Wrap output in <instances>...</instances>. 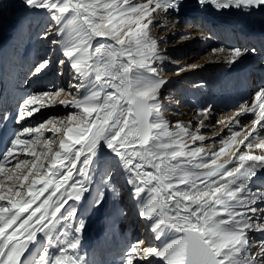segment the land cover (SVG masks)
<instances>
[{"label":"snow or ice","instance_id":"6c2138e0","mask_svg":"<svg viewBox=\"0 0 264 264\" xmlns=\"http://www.w3.org/2000/svg\"><path fill=\"white\" fill-rule=\"evenodd\" d=\"M23 3L48 12L54 27L49 25L42 38L52 31L63 37L52 44L61 46L64 58L58 64L69 68L72 81L68 91L51 86L26 95L15 117L0 119L19 123L57 104L77 111L13 131L0 153V264H89L80 247L85 223L77 205L88 196L94 207L103 205L113 162L125 174L154 240L173 236L162 246L131 243L120 264H264V184H256L264 170V87L251 105H239L231 123L240 125L246 114L254 119L211 151L196 145L205 137L189 131L191 122L177 121L172 130L161 111L166 81L157 64L165 56L151 28L170 12L178 17L181 0ZM198 3H212L217 10H264V0ZM247 51L212 49L227 53L229 64ZM50 64L49 55L32 75ZM211 112L209 105L198 115ZM45 130L52 135L45 137ZM230 144L240 147L218 163ZM36 145H42L39 151ZM30 246L36 252L28 260Z\"/></svg>","mask_w":264,"mask_h":264},{"label":"bare ground","instance_id":"6f19581e","mask_svg":"<svg viewBox=\"0 0 264 264\" xmlns=\"http://www.w3.org/2000/svg\"><path fill=\"white\" fill-rule=\"evenodd\" d=\"M192 1L193 0H191V2ZM145 2L146 0H130V3L133 5L145 3ZM6 5H7V1L6 2L4 0L0 1V14L2 10L5 9ZM200 6L203 7L202 5ZM179 11L181 14L182 11L181 8L179 9ZM191 14H193L192 17L197 18V20L196 18L189 19V21H193V22L195 21L196 23L192 26L191 29L190 28L184 29L183 26L180 24V22L182 21L181 17L179 16V14L177 17V14L174 12H170L167 18L158 21L157 26L151 28V35L157 39L158 45L161 44L159 49L169 50L172 52V56H171L172 61L166 63L163 62L165 65L167 64L169 66L170 70L173 69L174 71H176L175 75L172 76V78L171 77L167 78V79L170 78L172 80L170 83L173 82L178 87V89H180L186 95L187 94L189 95L194 90L195 87L194 85L198 82L196 79L200 80L199 83L200 85L202 84V88L208 87L210 82H217L223 79H225L226 81V79L229 77L233 79L241 78L242 85L244 86L245 80L247 79L246 80V84H247L251 81L250 77L253 76V78L257 79V84L260 87H264V10H244V9H236L233 7L226 10L225 9L219 10L218 15L217 16L215 15L216 17L199 12L196 13L193 12ZM203 28H205V31H203ZM163 30H167V32L160 34L159 32ZM32 34L33 32L31 33V35ZM33 36L35 37L36 33H34ZM171 36L176 38L177 41L169 45L168 43L170 41ZM68 38L70 39V37ZM43 40L41 41L37 40L35 45L29 44L28 47H32V50L30 49L28 50L25 49L26 51L23 50V48L26 45L23 48H19L17 52L20 53L19 55L20 61L17 60L18 56L12 52L11 44L0 40V112L4 107H6L7 111L9 112L12 111L14 104H17L18 102H20L19 100L21 98L28 95L27 93L30 92L29 90H32L33 93L34 89L37 88L46 89L48 85H56L58 86V88L67 87L69 81L67 66H64V68L61 69L60 66L58 65L57 68V66H54L55 59L53 61L52 56H51V64L48 66V68L44 70L39 76H37V77L42 76L41 78L39 79L36 78L34 82H32L31 84L20 83V81L23 80L22 75L25 72V68L31 66L32 63L35 64L37 60L49 56L47 53L49 51L48 44H46V42ZM251 45H255V47L258 48L257 50H255V52H257L256 56L251 55L252 53L251 49H253L252 47L249 48ZM219 47H224L226 49L240 48V49H247L248 51L243 56H241L235 63L229 64L224 59L227 53H220V54L212 53L213 48H219ZM34 49H35L34 51L35 56L34 54H32ZM45 53H47V55ZM52 53H55V57H62L61 59L64 58L62 56V49H59V51L52 49L51 54ZM162 54L165 56L166 52H162ZM188 55H193V57L182 59V57L185 58ZM199 55H204V56L199 60L197 64H194L199 59ZM7 59H9L10 61L9 63L7 62ZM253 60H256L255 61V63L257 64V66L255 67L256 72L250 70L252 65L251 62ZM9 64H11L12 67ZM60 71H63V75H58V72ZM189 71H191L190 74ZM220 75L224 77H220ZM182 76H185V78ZM222 83L225 84V82ZM239 84L240 82H237L236 86H239ZM204 90L205 89H203V91H199L200 95L204 94V92L206 91ZM197 94L198 93H196V96ZM254 99L255 97L253 99L248 100V98L245 97L242 99V101L243 103L247 101L248 105H251ZM205 101H209L211 107L213 108L219 107L217 102L214 101L213 96L211 94H209L208 97L205 98ZM235 101L237 100L235 99L234 101L231 102H235ZM190 103L197 107H200L198 106L196 101L195 102L189 101V104ZM166 104L170 105L171 102H167ZM165 106L166 108H168L167 105ZM55 107L61 108L60 110L57 111V113L63 112L64 110L67 109L58 104L55 105ZM196 109H197L196 112H199L200 109L198 108ZM168 116H171V114H168ZM199 116L200 115H195L192 117L191 120L196 121ZM246 116L247 114L240 117H246ZM227 117H229V120L231 121L234 115L229 114ZM209 120H211V117L205 115V119L203 122L206 121V123L209 124ZM0 123H1V119H0ZM207 124H205L204 126H208ZM224 127H225V132H227L228 130L230 131V129L232 130L234 128V124H232L231 122L230 123L226 122L224 123ZM47 132L48 131L46 130L44 131L45 137L48 134ZM6 135L9 136L11 135V133H9V127L2 124L0 125V145L3 144V138L8 137ZM41 147L42 145L35 146L37 151H39ZM231 147L232 144H230L228 147H225L226 152L224 153V155L227 158L222 157L223 159L228 160L232 158V156L228 153V150H230ZM230 152L232 154V151ZM18 154L21 155V157L23 158L24 156L23 153H18ZM31 159L32 157L30 158V160ZM43 162L45 164V168H47L48 162L47 161H43ZM14 163L15 161L12 162V165H6V168L12 167ZM218 163L221 162L218 161ZM231 166L232 165H228V167ZM117 171H118V167L114 169L115 173H117ZM258 176L259 179L256 180V184L257 185L264 184V170L260 171L258 173ZM124 181L123 180L119 181L120 187L119 189H117L118 191L114 195L115 201L109 203L110 209L109 211L106 212H110V211L114 212L116 210L117 213L114 215V217L120 219L121 218L120 211L124 210V218L130 220V218L134 217L135 215L137 216V214H132V213L136 212L138 208H135L137 207V205L135 200L133 199L131 190L125 192V190H127L126 189L127 185L125 184L126 182L124 183ZM36 187L39 188L41 186L37 185ZM45 195H47V193ZM126 196H129L132 199V202L135 203V207L134 208L132 207L131 208L132 210L130 211L127 210L125 213L126 208L123 206L122 201L123 200L126 201L127 199ZM43 198L44 197H41V200ZM91 200H92V196H88L86 199L79 202L77 205L79 215L84 219V223H85V227L80 233L81 251L83 254L86 255L89 264H120L123 255L119 252L125 250L130 245L132 240L136 239L134 238V233L129 234L127 231L128 229L127 228L122 229L120 228L121 226H119L118 229L116 228L112 229L113 228L112 225L111 226L108 225V227L106 226L103 227L101 223H98V219L94 221V217L97 216L99 210L93 207ZM37 203H39V201H37ZM33 207H35V205ZM141 220L145 225L144 227L145 232H149L150 231L149 221H147L144 218H141ZM134 221L135 219H132L127 222L129 224V227L131 222L135 223ZM256 235L258 236V234ZM171 238H173V236L170 234L162 241V244L166 243L168 239ZM152 242L153 241L151 240V238L148 237L145 240L146 244ZM35 252H36V248L34 246H30L29 253H26L28 260L32 259V257L35 255ZM25 264H28L27 260L25 261Z\"/></svg>","mask_w":264,"mask_h":264},{"label":"rangeland","instance_id":"374dc122","mask_svg":"<svg viewBox=\"0 0 264 264\" xmlns=\"http://www.w3.org/2000/svg\"><path fill=\"white\" fill-rule=\"evenodd\" d=\"M0 1H3V0H0ZM4 1L5 2L7 1V5L5 6V9H3L1 14H0V40L8 42L11 44L12 52L18 56L17 60L20 61V58H19L20 53L17 52V50L19 48H23L25 45L26 46L23 48V50H25V49L26 50H28V49L32 50V47H28V45L29 44L35 45L37 40H39V41L43 40L44 38H42V33H44L46 30H48L49 25H53V27H54V22L51 20L48 12L46 10L27 8L24 5L23 0H4ZM200 5L201 4L198 3V0H193L192 2H191V0H181V7L180 8L182 11H181V14L179 11V16L182 19L180 24L183 26L184 29H186V28L191 29L192 26L194 24H196L195 21L194 22L189 21V19H195L196 18V17L195 18L192 17L193 14H191V13H193V12L194 13L199 12V13H203L206 15H211L213 17H216L219 13V10H217L215 5H213L212 3H205L204 5H202L203 7H201ZM183 16H185V17H183ZM196 20H197V18H196ZM203 31H205V28H203ZM32 32H33V34L36 33L35 37L33 36V34L31 35ZM165 32H167V30H163L159 33L163 34ZM53 33H54V35H53ZM181 36H182V34H181ZM69 37H70V39L72 38L71 36H69ZM177 37H178V35H177ZM62 38H63L62 36H57L55 31H52L51 34L48 36V38L46 40H43L46 42V44H48L49 51L47 53H48V55L53 57V61L55 59L54 66H57V68L59 65L58 61L62 57H55V53L51 54V50L53 49V50L59 51V49H62V48L59 45H53L52 40H54V39L60 40ZM175 41H177L176 38L171 36L168 44L171 45V43H173ZM12 43H13V45H12ZM158 46L160 48L161 44H159ZM251 47L253 49L255 48V50L258 49L257 47H255V45H251L249 48H251ZM34 51H35V49L33 50L32 54H34ZM160 51L166 52V55H165L166 61L163 60L164 63L172 61V58H171L172 52L171 51H169V50H160ZM47 53H45V54L47 55ZM256 53L257 52H252L251 55L256 56ZM34 56H35V54H34ZM203 56L204 55H199V59L194 64H197ZM188 57H193V55H188L185 58L182 57V59H187ZM43 59L44 58H41V59L37 60L35 64L32 63L31 66H29L28 68H25V72L22 75L23 80H21L20 83L31 84L32 82H34V80L36 78L39 79L42 77V76L37 77V76L32 75L31 70L34 68L35 65H37L39 62H41ZM255 61L256 60H253L251 62L252 65H251L250 70H252L253 72H256L255 67L257 66V64L255 63ZM7 62L8 63L10 62L9 59H7ZM163 62H158V64H157L158 69H159V76L166 81V84L161 88V93H162L161 111L164 115V118L170 122V127H172V130H176L174 126H175V123L177 121H182L185 126H187L188 123L191 122V125L189 127V131L190 132H196L197 131L199 135H203L205 137L203 142L197 141L196 145L203 146L206 149H209L211 151H218L221 147H224V145L222 144V141H229L231 134H232V131H239L241 125H249L250 121L252 119H254V116L252 114H247L246 117H239L240 125L234 124V128L231 131L228 130L227 132H225L224 123H226V122L230 123L232 121V120L230 121L229 117H227V116L229 114L235 115L236 111L238 110L239 105L243 103L242 99L245 97H247L248 100L253 99L254 93L261 88L257 84V79L253 78V76L250 77L251 81L249 83L246 84L247 79L245 80L244 86L242 85V79L241 78L233 79V78L229 77L226 79V81H225V79H223V80L216 79L219 81L210 82L208 87L202 88V84L200 85V83H199L200 80L196 79L198 82L194 85L195 86L194 90L189 95L188 94L186 95L180 89H178V87L173 82L170 83L172 81L170 78L167 79L168 77L172 78V76L175 75L176 71H174L173 69L170 70L169 66L167 64L165 65ZM173 63H174V61H173ZM9 65L12 67L11 64H9ZM67 69H68V79H69L67 87L58 88V86H56V85H48L46 89H39V88L34 89L33 93L42 92L44 90H47L51 86H54L53 91H55L57 89H64L65 91H68L69 85H70L69 82L71 83V81H72V72L69 70L68 67H67ZM190 73H191V71H189V74ZM18 74H20V73H18ZM182 77L185 78V76H182ZM189 77H188V79H189ZM220 77H224V76L220 75ZM229 80L230 81L232 80V81L230 82ZM222 82H225V84ZM237 82H240L239 86H236ZM203 89L206 90V91L204 90L205 91L203 94L204 96L200 95V92H199V91H203ZM209 90H211V91H209ZM29 91L30 92H28L27 94L32 93V90H29ZM207 92H209V93H207ZM196 93H198L197 96H196ZM209 94H211L213 96L214 101L217 102L219 107H214V108L212 107V112H211L212 115H210L211 120H209V124H207L206 121L203 122V125L207 124L208 126L201 127V121H204L205 115H200L196 121H193L191 119L193 116L198 115V112H196V110H197L196 108H198L200 110L208 108V106L210 105V102L205 101V98L208 97ZM230 99H232V100H230ZM235 99L237 101L231 102V101H234ZM19 101L20 102H18L17 104L13 103L15 110H12L11 112L7 111L4 107L2 109V111L0 112V117H3L4 115L15 117L17 107H18L19 103L22 102V98ZM189 101H192V102L196 101L198 106H200V107H197L191 103L189 104ZM167 102H171V104L168 105V104H166ZM165 105H167L168 108H166ZM60 109H61L60 107L58 108L55 106L44 108L40 112L34 114L32 118L26 119L23 122L20 121L19 123H17L14 119H8L6 121L1 119L0 125L3 123L5 126H8L9 127V133H12V131L19 130L23 127H28L30 125L38 126L39 123L46 122L50 118H53V117L63 118L69 112L77 111L76 109L67 108L63 112L57 113V111ZM168 114H171V116H168ZM191 115H193V116H191ZM221 121L223 123H221ZM47 133L48 134L46 137H50L52 135L51 132H47ZM4 140H5V143H4V145H5L4 149H5L8 139H4ZM187 142L189 144L192 143L190 140H188ZM221 145H223V146H221ZM57 146H58V142H57ZM237 147H240V146L238 144H232V147L230 150H228V153L232 156L230 151H232V153H233ZM234 148H235V150H234ZM258 151L259 150H257V152ZM224 153L221 154L220 159H218V161L224 162L225 159H223V158H227V157H225ZM27 158L30 159L31 157H27ZM111 166L113 169L111 187L108 189V191L106 193V198H105L103 205L100 206L99 208L93 206L94 208H97L99 210V213L97 214V216L94 217V221H96L98 219V223H101V225L103 227H105V226L108 227V225H110V226L112 225V227H113L112 229H114V228L118 229L119 226H121L120 228H122V229L127 228L128 233L129 234L134 233V238H136V239H133L131 243H133L137 240H144L145 241L146 238L148 237V238H151V240L153 241L152 243H148V244H152L155 246H162L161 245L162 241L159 242V241L154 240V235H152L153 233L151 231L145 232V230H144L145 225L143 224L141 217L138 215V210L136 212L132 213V214H137V216L135 215L134 217L130 218V220L135 219V221H134L135 223L131 222L130 227H129V224L127 223L130 220H127V218H124V210L120 211L121 212L120 213V216H121L120 219H117L114 217V215L117 213L116 210L114 212L113 211L106 212V211H109V209H110L109 203L115 201L114 195L117 193V191H118L117 189H119V187H120L119 181H121V180L124 181L126 179L125 174L121 172L122 170L119 168V166L117 164H115V162H113ZM116 167H118L117 173L114 172V169ZM125 182H126V180L124 181V183ZM125 184L127 185V187H126L127 190H125V192L131 190L130 187L128 186V184L127 183H125ZM126 198H127L126 201L125 200L122 201L123 206L126 208L125 213L127 210L130 211V210H132L131 209L132 207L133 208L135 207V203L132 202V199L129 196H126ZM118 202H119V200H118ZM135 208H137V207H135ZM124 251L125 250H122L119 253H121L123 255ZM113 263H115V262H113Z\"/></svg>","mask_w":264,"mask_h":264}]
</instances>
